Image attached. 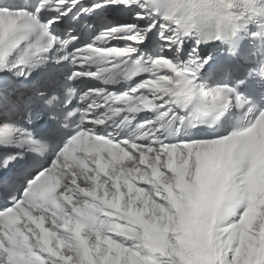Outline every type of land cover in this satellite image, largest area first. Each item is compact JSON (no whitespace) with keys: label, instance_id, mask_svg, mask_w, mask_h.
<instances>
[{"label":"snow or ice","instance_id":"6c2138e0","mask_svg":"<svg viewBox=\"0 0 264 264\" xmlns=\"http://www.w3.org/2000/svg\"><path fill=\"white\" fill-rule=\"evenodd\" d=\"M181 3L0 0V264H264V0Z\"/></svg>","mask_w":264,"mask_h":264},{"label":"clouds","instance_id":"9594fccd","mask_svg":"<svg viewBox=\"0 0 264 264\" xmlns=\"http://www.w3.org/2000/svg\"><path fill=\"white\" fill-rule=\"evenodd\" d=\"M232 0H182L177 15L190 17L195 35L216 33L220 36L232 26Z\"/></svg>","mask_w":264,"mask_h":264}]
</instances>
